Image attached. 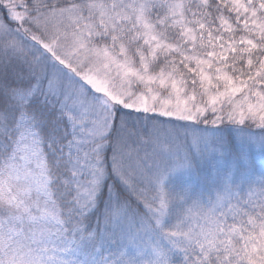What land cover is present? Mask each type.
Instances as JSON below:
<instances>
[{
  "label": "snow or ice",
  "instance_id": "snow-or-ice-1",
  "mask_svg": "<svg viewBox=\"0 0 264 264\" xmlns=\"http://www.w3.org/2000/svg\"><path fill=\"white\" fill-rule=\"evenodd\" d=\"M0 264H264V0H0Z\"/></svg>",
  "mask_w": 264,
  "mask_h": 264
}]
</instances>
